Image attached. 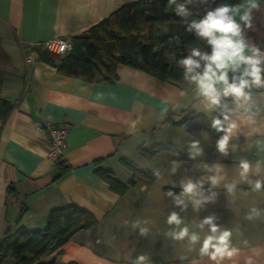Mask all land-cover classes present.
I'll return each mask as SVG.
<instances>
[{
    "label": "crops",
    "instance_id": "crops-1",
    "mask_svg": "<svg viewBox=\"0 0 264 264\" xmlns=\"http://www.w3.org/2000/svg\"><path fill=\"white\" fill-rule=\"evenodd\" d=\"M130 1L0 0V39L5 51L7 43L14 55L8 54L12 65L0 83V97L12 105L0 123V240L19 226L42 229L52 209L74 204L97 223L76 232L47 256L58 263L128 264V255L144 252L152 264H217L165 236L169 198L163 192L171 185H164V180H179L186 169L199 176L196 165L201 161L220 164L233 178L239 158L264 160V151L238 150L225 157L215 148L217 136L177 123L199 113L211 123L190 96L179 95L187 87L185 82L160 79L124 64L117 66L113 84L84 81L59 73L38 60L34 51L53 38L71 42ZM247 35L264 45V4L255 10L254 26ZM25 58L31 60L27 63ZM255 95L264 98V92ZM221 100L231 105L232 97ZM43 120L67 129L66 149L58 163L46 157L48 133L36 126ZM192 138L200 139L204 148L196 161L189 159L187 151ZM163 143H172L184 155L175 175L169 173L176 159L159 148ZM239 143L244 147L243 135ZM149 149L156 151L145 154ZM122 159L152 172L160 170L163 177L141 180L125 193H115L95 170L101 166L126 183L133 174ZM218 191L215 202L206 204L200 216L215 214L220 223L234 228L233 241L241 248L238 256L226 257L221 264H244L249 256L254 264H264V219H243L245 207H264V193L239 192L232 197L223 189ZM145 220L151 232L141 237L131 224ZM0 264H15V260L6 258Z\"/></svg>",
    "mask_w": 264,
    "mask_h": 264
},
{
    "label": "clouds",
    "instance_id": "clouds-1",
    "mask_svg": "<svg viewBox=\"0 0 264 264\" xmlns=\"http://www.w3.org/2000/svg\"><path fill=\"white\" fill-rule=\"evenodd\" d=\"M200 4L204 12L196 18L193 7ZM261 4L264 0H224L208 7V0H166V7L184 22L186 31L205 39L210 46V51L192 48L176 60L187 85L179 95L190 96L194 106L209 116L211 128L219 133L215 148L225 157L238 150L264 151V98L255 95L264 92V45L252 42L247 35ZM229 96L231 105L222 103L221 98ZM241 135L244 147L239 143ZM187 151L189 159L196 161L204 154L202 141L192 138ZM180 167L181 162L173 160L169 175H175ZM196 167L199 176L186 169L179 180H164V185H171L163 192L169 198L165 236L221 264L226 257H236L241 252L233 241L235 229L220 223L215 214L200 216V212L206 204L215 202L220 189L232 197L239 192L264 193V160L252 162L242 156L235 163L233 178L218 163L201 161ZM154 176L162 178L163 173L157 170ZM243 219H264V207H245ZM148 223L135 221L131 227L146 237L151 232ZM126 259L128 264H152L144 252L130 254ZM244 264H254L253 257H247Z\"/></svg>",
    "mask_w": 264,
    "mask_h": 264
},
{
    "label": "trees",
    "instance_id": "trees-1",
    "mask_svg": "<svg viewBox=\"0 0 264 264\" xmlns=\"http://www.w3.org/2000/svg\"><path fill=\"white\" fill-rule=\"evenodd\" d=\"M216 4L208 0L207 6L214 7ZM193 11L198 18L204 12V5L194 6ZM195 47L210 51L205 39L186 31L184 22L166 7V0H133L121 5L82 35L73 37L71 48L65 55L54 54L41 47L34 48V51L38 60L56 67L63 75L113 84L117 80L119 64L143 70L160 79L184 82L182 69L176 60ZM0 65L4 67L0 69L1 83L6 69L12 65L1 39ZM11 108V103L0 97V123L6 119ZM177 123L214 137L219 135L201 113L183 117ZM159 148L172 152L176 160L184 157L172 143H163ZM155 151L144 150L149 155ZM61 159H57L56 163ZM121 161L133 174V179L126 183L101 166L95 170L115 193L123 194L141 180H155L154 172L124 159ZM96 223L92 214L77 205L54 208L49 212L44 228L28 231L19 226L15 232L5 233L0 240V263L12 258L15 264H76L58 263L55 258L47 256L61 248L76 232L87 230Z\"/></svg>",
    "mask_w": 264,
    "mask_h": 264
},
{
    "label": "built area",
    "instance_id": "built-area-1",
    "mask_svg": "<svg viewBox=\"0 0 264 264\" xmlns=\"http://www.w3.org/2000/svg\"><path fill=\"white\" fill-rule=\"evenodd\" d=\"M41 48L54 54L65 55L71 48V42L53 38L45 41L41 45ZM30 60L31 58H25L27 63ZM36 126L39 129L46 130L48 133L46 157L53 162L62 158L63 152L66 149L67 129L63 125L45 120L36 122Z\"/></svg>",
    "mask_w": 264,
    "mask_h": 264
},
{
    "label": "rangeland",
    "instance_id": "rangeland-1",
    "mask_svg": "<svg viewBox=\"0 0 264 264\" xmlns=\"http://www.w3.org/2000/svg\"><path fill=\"white\" fill-rule=\"evenodd\" d=\"M6 47L8 48V50L10 51V52H8V50H7V52H8V54H10V56L12 57V56H14L13 54H11L12 53V49H11V47H9L8 45H7V43H6ZM3 67V65H0V69ZM3 69H4V67H3ZM1 71V70H0ZM4 75V74H3Z\"/></svg>",
    "mask_w": 264,
    "mask_h": 264
},
{
    "label": "water",
    "instance_id": "water-1",
    "mask_svg": "<svg viewBox=\"0 0 264 264\" xmlns=\"http://www.w3.org/2000/svg\"><path fill=\"white\" fill-rule=\"evenodd\" d=\"M229 76L231 77V73H229ZM231 82V81H230Z\"/></svg>",
    "mask_w": 264,
    "mask_h": 264
}]
</instances>
